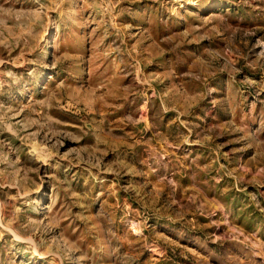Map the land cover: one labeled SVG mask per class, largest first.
<instances>
[{
	"label": "rangeland",
	"instance_id": "obj_1",
	"mask_svg": "<svg viewBox=\"0 0 264 264\" xmlns=\"http://www.w3.org/2000/svg\"><path fill=\"white\" fill-rule=\"evenodd\" d=\"M0 264H264V0H0Z\"/></svg>",
	"mask_w": 264,
	"mask_h": 264
}]
</instances>
